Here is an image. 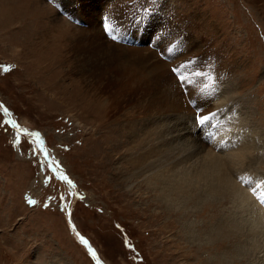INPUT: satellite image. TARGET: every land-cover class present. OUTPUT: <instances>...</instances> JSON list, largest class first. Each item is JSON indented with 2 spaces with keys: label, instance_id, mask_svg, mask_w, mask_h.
<instances>
[{
  "label": "rangeland",
  "instance_id": "rangeland-1",
  "mask_svg": "<svg viewBox=\"0 0 264 264\" xmlns=\"http://www.w3.org/2000/svg\"><path fill=\"white\" fill-rule=\"evenodd\" d=\"M89 5L84 16L97 20L92 30L75 12ZM254 5L252 0H0V264H264V3ZM109 12L129 17L119 45L136 47L130 45L134 39L154 30L149 19L137 21L157 17L170 41L183 40L170 54L185 50L192 55L190 64L204 62L187 91L181 83L165 82L163 74L155 78L163 81L153 92L155 102L166 108L146 115L149 140L158 144L162 130L178 117L193 150L201 142L205 152L216 146L213 135L205 142L197 138L201 120L211 133L220 132L223 158L249 143L247 159L234 165L238 169L228 165L239 187L205 197L202 208L191 201L187 217L164 213L161 201L155 206L161 184L153 182L157 194L146 196V184L140 188L134 181L129 190L120 181L129 134L88 97L95 94V82L122 76L113 74L119 62L91 57L89 70L97 64L106 68L100 82L84 80L75 68V42L85 30L90 36L111 30L109 16L100 21ZM132 17L137 21L129 26ZM102 40L105 44L106 37ZM186 92L201 109L198 118ZM214 110L221 117L212 119ZM128 111L135 124H145V117L137 119V108ZM189 222L191 232H198L195 239L184 230Z\"/></svg>",
  "mask_w": 264,
  "mask_h": 264
},
{
  "label": "bare ground",
  "instance_id": "bare-ground-1",
  "mask_svg": "<svg viewBox=\"0 0 264 264\" xmlns=\"http://www.w3.org/2000/svg\"><path fill=\"white\" fill-rule=\"evenodd\" d=\"M260 2L264 3V0H252L253 5L258 3L260 4ZM84 5L85 3L82 4V6ZM64 7L68 8L67 6ZM91 8L92 7L90 5L86 6L85 9L78 7L79 10L77 9V11L75 12L77 13V15L81 13V15L83 16L80 18H76L78 19V22L81 19L83 20V18H87L86 16H84V11L87 13ZM67 11H71V9L68 8ZM121 14L120 17H117L114 12H109L108 15H105L100 19V21H104V19L109 16L111 24L110 29L116 32V34L113 33L115 37L111 36V38L108 37L111 34V30H109V28H103V31L106 33V35L102 31L95 32V34L91 33L90 36L89 30H92L93 27H96L97 20H94L92 17L90 21L87 18V22L89 21L91 25L89 30H85V33L83 32L81 39L75 42V68L78 70V73L82 75L84 80L94 78L95 80H99L100 82L106 80V68L102 65L98 66V64L95 62L97 65L91 67V70H89L91 65V57L111 56V58L115 60V64L117 62L120 63H118L116 69L113 70V74H120L119 76H122L119 77L117 75L119 78L115 79L112 77L110 78L109 75V78H107L108 80H106V84L104 85H101L99 83H97L98 85H96L95 82V84H92V89L95 91V94H90V96H88L91 101H94L95 104H97V106L99 105L102 107V110H104V113H106L107 119L111 120L113 118L112 121L115 122V125L120 127V131L125 130L127 131L126 133L129 134L130 146H128V149L125 153L128 159L125 160L121 165L122 172H120V181L124 184V186L128 187L129 190L132 188V186H134V181H139L137 186L140 188H142V186H145L146 184L148 186V189L145 192L146 196L157 194L154 183L161 184L160 192L163 196V199H161L160 197L162 196H160L159 200L155 202V206L158 207L159 201H161L162 203H164L165 209H167L164 211V213L174 212L176 214H179L180 216L187 217L188 213L190 214V212H188V207L189 205H193L190 204L191 201L195 202L198 209L202 208L206 204V201H208L205 200V197H212L213 195H215L216 197L217 195H220L222 190H236V187L238 185L237 182L234 181V171L232 172V170L228 168V165L229 163H234L230 165V167L233 168L234 165L238 166L237 164H241L242 162H244L247 159L246 154L250 151V146L249 143L241 142L242 144H240L238 148H231L232 150H229L230 153L228 157L223 158L222 156L218 155V147H220L219 144H222L221 140L219 139L220 132L211 133L207 129V122L205 120H201L199 125L201 129L196 128L197 132L200 135V138L198 136L197 138L200 139V141L204 140L205 142V140L210 139V135H213V142L214 145L216 144V146H214L213 149L210 148L205 152L203 151V142H201V145L199 144V149L197 145L196 149L193 150L191 148V143H189L188 141L190 136L185 132L182 126L183 124L182 122H180V118L178 117L172 122L169 121V124L164 129L161 127L163 129V133L161 140L158 141L159 143L157 142L158 144H156L155 141L153 142L149 140L150 138H152L150 137L151 127L146 124V115L149 116L151 115V113L155 114L157 112H164V109L166 108L163 107V104L159 105L160 103L157 104L155 102V100L157 99L153 92L159 90L158 86L162 85L163 82L157 81L155 78L159 77L160 74H163L164 77L162 78H164L165 82L169 79L172 81V84L176 82L181 83V85L177 83L180 89L187 91L188 85L191 86L190 84L192 82L193 73L195 72L196 74V71L198 70V68H201L203 66L204 62L202 60L198 61L196 59H193V62L190 64V62L188 61H191L190 56L192 55L189 54L190 52L185 50L182 52L183 54H177L178 52L170 54L169 50L175 48L174 44H177L176 47H180L178 45H180L179 43H181L183 40H175V42L170 41L167 28L162 23L159 24V18L157 19V17L150 19L147 16H143L140 21L136 20L140 24H143L146 20L149 19L151 22H153L154 27V30H150L149 34L146 37H141L140 40L134 39L132 43L130 42V45L138 44L136 46L138 48L132 46H123V44L119 45L118 43H120L121 40L118 35L123 33V31L125 32V30L127 29L126 19L129 18L125 12H122ZM152 15L153 14H151V16ZM132 19L133 17L130 18L129 26H132V23L136 22L134 20L131 21ZM103 36L106 37L105 44L102 40ZM154 36H159L158 41L152 40ZM49 39L45 38L42 40L45 41L46 44L52 43L49 41ZM113 39H115L114 42ZM161 44H164L165 47L163 46L164 48H161ZM163 51L169 53L170 58H168V60H172V64L167 62L168 60L166 57L168 56V54L167 56L164 54H162L161 57L159 56ZM97 62L99 61L97 60ZM188 76H191V78H188ZM74 82L75 83L73 84L77 83V81ZM182 85H185V89L184 87L182 88ZM99 93L105 94V99L99 97ZM185 94L187 95L186 97L188 98V102L195 109V118H198L197 114H202L198 103L195 102V104L193 105L195 99H192L189 96L190 92H186ZM146 98H148L147 101ZM125 104L130 105L131 108H126L127 110H125ZM167 105L169 106V109L174 107L170 102ZM174 105H176V102L174 103ZM218 107L219 105L215 107V110ZM134 108H137L136 112L138 115L136 116L138 117L140 115V117L137 119L145 117V124L139 125L140 122L138 124H135L133 121L134 118L128 117L130 113L128 110L132 111ZM215 110L213 111L214 115H211L212 119L213 117L217 116L221 117L220 113H216ZM176 115H173L171 117H176ZM167 118H169V115L163 117V119L165 120H167ZM160 119H162V117ZM119 122L121 124H118ZM154 122L152 123V125L155 124ZM104 124L106 128H108L109 126L111 128V124L109 122H105ZM215 136L218 141L214 139ZM234 169H236V167L233 168V170ZM184 194L190 195H188L187 197L184 196ZM197 200H199L200 203ZM198 203L200 204V207H198ZM190 223L191 222L184 226V230H188L189 233L192 234V238L195 239L194 236L197 237L198 235L194 234L195 231L191 232L192 227ZM183 224L185 225V223ZM227 224H229V222H227ZM215 231L216 237L222 236L223 231H220L219 233H217V230ZM260 233L262 234L263 232L261 231Z\"/></svg>",
  "mask_w": 264,
  "mask_h": 264
},
{
  "label": "snow or ice",
  "instance_id": "snow-or-ice-1",
  "mask_svg": "<svg viewBox=\"0 0 264 264\" xmlns=\"http://www.w3.org/2000/svg\"><path fill=\"white\" fill-rule=\"evenodd\" d=\"M29 203H34L33 201H29ZM93 255H94V253H93Z\"/></svg>",
  "mask_w": 264,
  "mask_h": 264
}]
</instances>
